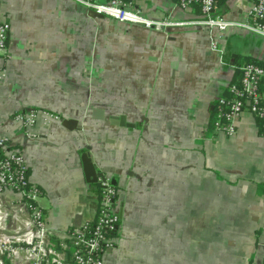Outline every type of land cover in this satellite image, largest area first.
I'll return each mask as SVG.
<instances>
[{
  "label": "crops",
  "instance_id": "1",
  "mask_svg": "<svg viewBox=\"0 0 264 264\" xmlns=\"http://www.w3.org/2000/svg\"><path fill=\"white\" fill-rule=\"evenodd\" d=\"M254 1L217 0L214 13L243 21ZM137 7L153 19L200 16L175 0ZM0 18L10 25L0 139L25 156L54 243L95 217L98 185L86 183L81 160L89 146L97 173L116 179L121 213L104 264H264L259 121L243 111L234 135L212 127L239 66H264V39L241 29L147 30L70 0H0ZM31 110L60 121L27 137L13 115ZM2 197L5 206L17 199Z\"/></svg>",
  "mask_w": 264,
  "mask_h": 264
},
{
  "label": "built area",
  "instance_id": "2",
  "mask_svg": "<svg viewBox=\"0 0 264 264\" xmlns=\"http://www.w3.org/2000/svg\"><path fill=\"white\" fill-rule=\"evenodd\" d=\"M107 19L133 24L147 30H168L186 27H207L224 32L241 29L264 39V0H255L246 11L243 21H230L214 13L217 0H175L183 10L197 8L200 16L191 21H173L167 17H146L137 7L140 0H70ZM9 23L0 18V57L7 49ZM212 48L216 50L215 43ZM221 53V51H218ZM239 79L232 83L228 95L217 101L212 127L227 136L235 133L238 117L248 111L259 121L264 135V66L245 63L239 66ZM2 71H0V78ZM14 121L32 137L31 128L45 127L59 122V115L40 110L16 113ZM7 138L0 139V264H104V256L116 248L120 223L116 207L117 190L110 180L98 178L96 212L92 221H86L67 232L64 239L54 243L38 200L40 188L28 176L25 156L14 149ZM10 191L17 199L10 205L2 204L3 194ZM4 222L6 225H4Z\"/></svg>",
  "mask_w": 264,
  "mask_h": 264
},
{
  "label": "water",
  "instance_id": "3",
  "mask_svg": "<svg viewBox=\"0 0 264 264\" xmlns=\"http://www.w3.org/2000/svg\"><path fill=\"white\" fill-rule=\"evenodd\" d=\"M93 12V11H92ZM95 14V13H94ZM96 15V14H95ZM100 16V15H98ZM102 17V16H100ZM123 118L121 119H116L115 117H113L111 119V123L115 124V125H119L120 122L122 123ZM70 123L74 124L75 121H70ZM90 147H86L85 150L83 151V153L81 154V160H82V165H83V171L85 174V179H86V183L88 184H98V178L101 179H105V177L99 173H97L92 160L90 158ZM110 183L113 187H116V179H111ZM119 217L121 218V213H119Z\"/></svg>",
  "mask_w": 264,
  "mask_h": 264
},
{
  "label": "rangeland",
  "instance_id": "4",
  "mask_svg": "<svg viewBox=\"0 0 264 264\" xmlns=\"http://www.w3.org/2000/svg\"><path fill=\"white\" fill-rule=\"evenodd\" d=\"M3 213H6V211H1L0 216H2ZM11 219H12V215L6 213V218H5V220H11ZM0 231H2V229H0Z\"/></svg>",
  "mask_w": 264,
  "mask_h": 264
},
{
  "label": "trees",
  "instance_id": "5",
  "mask_svg": "<svg viewBox=\"0 0 264 264\" xmlns=\"http://www.w3.org/2000/svg\"><path fill=\"white\" fill-rule=\"evenodd\" d=\"M246 63H254L252 60H249L247 59L246 60ZM239 78H237V81H238ZM97 193H98V187L96 186V190H95Z\"/></svg>",
  "mask_w": 264,
  "mask_h": 264
}]
</instances>
